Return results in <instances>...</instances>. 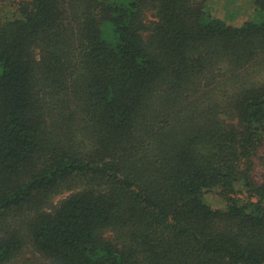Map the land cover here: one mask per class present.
Wrapping results in <instances>:
<instances>
[{
    "label": "trees",
    "instance_id": "1",
    "mask_svg": "<svg viewBox=\"0 0 264 264\" xmlns=\"http://www.w3.org/2000/svg\"><path fill=\"white\" fill-rule=\"evenodd\" d=\"M208 1L0 0V264H264V0Z\"/></svg>",
    "mask_w": 264,
    "mask_h": 264
},
{
    "label": "rangeland",
    "instance_id": "2",
    "mask_svg": "<svg viewBox=\"0 0 264 264\" xmlns=\"http://www.w3.org/2000/svg\"><path fill=\"white\" fill-rule=\"evenodd\" d=\"M206 9L213 16L221 18L231 25H241L247 21L260 22L262 19L261 11L255 5L254 0H209L206 4ZM263 151L264 145L260 149V152ZM253 172L256 181L260 182L263 169L258 161ZM62 196H58L56 200ZM205 200L214 207H222L220 204L223 202L218 200L216 196L208 197L205 195ZM36 260H39V262L44 261L41 257L36 258ZM36 260L34 258L31 264H42Z\"/></svg>",
    "mask_w": 264,
    "mask_h": 264
}]
</instances>
